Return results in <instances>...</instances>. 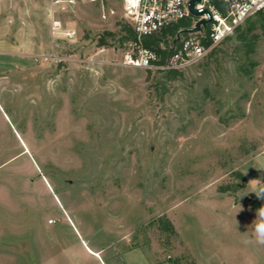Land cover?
Segmentation results:
<instances>
[{
  "label": "rangeland",
  "instance_id": "obj_1",
  "mask_svg": "<svg viewBox=\"0 0 264 264\" xmlns=\"http://www.w3.org/2000/svg\"><path fill=\"white\" fill-rule=\"evenodd\" d=\"M104 6L0 0V264H264V31L166 82L98 53Z\"/></svg>",
  "mask_w": 264,
  "mask_h": 264
},
{
  "label": "built area",
  "instance_id": "obj_2",
  "mask_svg": "<svg viewBox=\"0 0 264 264\" xmlns=\"http://www.w3.org/2000/svg\"><path fill=\"white\" fill-rule=\"evenodd\" d=\"M74 4L77 0H57ZM102 6L101 18L109 19L115 13L114 9H105L107 0H88ZM122 9V20L128 23L135 33V39L126 46L121 63L133 67L168 70L181 69L197 60L202 59L221 43L227 36L254 13L264 10V0H202L196 5L199 10L207 12L197 18L189 10V0H119ZM191 20L188 27H181L179 40L174 43L176 36L169 43L160 42V48L167 51L164 63H159L161 56L157 50L146 47L144 40L148 37L163 33L168 27L180 21ZM201 18L208 19L206 25L195 32H184L194 28ZM60 21L53 22V29H58ZM76 30H67L66 36L73 38ZM183 33H186L183 35ZM120 46H112L117 53ZM105 45L98 48V53L105 52Z\"/></svg>",
  "mask_w": 264,
  "mask_h": 264
},
{
  "label": "trees",
  "instance_id": "obj_3",
  "mask_svg": "<svg viewBox=\"0 0 264 264\" xmlns=\"http://www.w3.org/2000/svg\"><path fill=\"white\" fill-rule=\"evenodd\" d=\"M217 4L218 1L215 0ZM191 18L187 21H180L179 23L168 27L164 30L163 33L148 37L144 40V45L149 48H153L159 52L161 59L159 63H164L167 51L160 48V42L165 41L167 43L172 40L178 30L181 27H188L191 24ZM120 28L117 34H112L110 32H105V35H101L97 46H115L118 43L121 45H127L129 42L135 39V33L132 27L124 22L119 21ZM257 29H261L264 31V10L258 11L254 13L252 16L248 17L242 24H240L234 32L227 36L222 42L230 39L231 37H236L240 44L246 47V53L249 54L254 51V47L259 35L255 32ZM109 34V39H107V35ZM186 33H183L185 35ZM118 36V37H117ZM208 55V54H207ZM206 55V56H207ZM205 57V56H204ZM151 72V69H147ZM162 72V77L166 82L174 80L177 78L179 71L177 69H168V70H160ZM232 175L237 179L236 183H227L219 186L220 192H230L233 190H239L246 185V176L241 170H235L232 172ZM250 204L253 209L262 208V204L259 200L248 198ZM159 224V227L162 230H165L169 233L176 234L175 226L170 221V219L166 216H159L156 220Z\"/></svg>",
  "mask_w": 264,
  "mask_h": 264
},
{
  "label": "water",
  "instance_id": "obj_4",
  "mask_svg": "<svg viewBox=\"0 0 264 264\" xmlns=\"http://www.w3.org/2000/svg\"><path fill=\"white\" fill-rule=\"evenodd\" d=\"M202 0H189V10L191 12V14H193L195 17L199 18L201 17L202 15H204V13L207 12L206 9L204 10H199L198 8H196V5L201 3ZM208 19H204V18H201L197 21L196 25L194 28H191V29H185L183 30L184 32H195V31H199L201 29V25H206L208 23ZM180 38V33L177 34V36L175 37L174 39V43H176Z\"/></svg>",
  "mask_w": 264,
  "mask_h": 264
},
{
  "label": "clouds",
  "instance_id": "obj_5",
  "mask_svg": "<svg viewBox=\"0 0 264 264\" xmlns=\"http://www.w3.org/2000/svg\"><path fill=\"white\" fill-rule=\"evenodd\" d=\"M258 221L255 224V239L258 244L264 245V208L258 210Z\"/></svg>",
  "mask_w": 264,
  "mask_h": 264
},
{
  "label": "bare ground",
  "instance_id": "obj_6",
  "mask_svg": "<svg viewBox=\"0 0 264 264\" xmlns=\"http://www.w3.org/2000/svg\"><path fill=\"white\" fill-rule=\"evenodd\" d=\"M96 255V254H95Z\"/></svg>",
  "mask_w": 264,
  "mask_h": 264
}]
</instances>
